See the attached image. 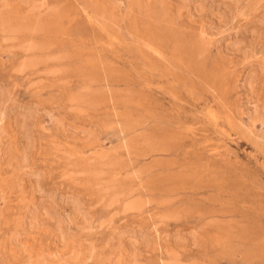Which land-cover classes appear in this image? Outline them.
Listing matches in <instances>:
<instances>
[{"label": "rangeland", "instance_id": "obj_1", "mask_svg": "<svg viewBox=\"0 0 264 264\" xmlns=\"http://www.w3.org/2000/svg\"><path fill=\"white\" fill-rule=\"evenodd\" d=\"M4 14L41 28L0 24V90L8 93L0 100V264H133L118 234L139 227L159 244L143 248L138 264H264V0H0ZM30 55L37 63L22 68ZM91 72L99 111L89 114L64 97ZM127 105L158 114L144 119L148 132H179L165 157L173 170L193 166L194 190L135 212L106 206L131 188L110 157H96L117 146L108 123ZM24 109L34 111L30 133L16 125ZM92 128L95 144L77 138ZM155 187L143 193L167 194ZM76 197L87 226L72 217ZM45 202L61 211L68 245L31 224ZM177 209L181 218L161 217ZM225 225L226 243H192L201 228Z\"/></svg>", "mask_w": 264, "mask_h": 264}, {"label": "bare ground", "instance_id": "obj_2", "mask_svg": "<svg viewBox=\"0 0 264 264\" xmlns=\"http://www.w3.org/2000/svg\"><path fill=\"white\" fill-rule=\"evenodd\" d=\"M186 2V1H185ZM188 2V1H187ZM190 2V1H189ZM197 4H199V3H197ZM203 6V5H202ZM193 14V13H192ZM230 15V14H229ZM0 24H6V25H11V26H19V27H23V28H26V29H29L30 31H32V30H39L41 27H40V24H39V21H38V23L37 24H34L33 26H31V25H28V22H13L10 18H8L5 14L4 15H0ZM17 28V27H16ZM211 42V40L209 41V43ZM31 46H33V45H30V46H28V48H32ZM235 47V46H234ZM238 49H239V47H238ZM236 50V49H235ZM244 54V53H243ZM53 58H59V59H64V58H66V57H68V54L64 51V52H60V53H58L57 55H54V56H52ZM185 59V58H184ZM37 61H38V57L37 56H31L30 55V57L28 58V59H26L23 63H22V68H25V67H28V66H30V65H33V64H35V63H37ZM183 61V60H182ZM181 62V61H180ZM179 63V62H178ZM181 65V64H180ZM183 65V64H182ZM184 66V65H183ZM52 68V67H51ZM62 69L61 68H53L51 71L52 72H58V71H61ZM68 70V69H67ZM105 75V74H104ZM254 75V74H253ZM87 83L82 87V89L81 90H79V91H76V92H70V93H68V95L66 96V97H64V98H67V100L68 101H70L71 103H72V107L75 109V110H77V111H79V112H83L84 110H85V108L86 107H88V106H96L97 104H98V101H97V99H96V97H94V92H97V90L98 89H95V88H93L92 86V83L93 82H95V81H98V79H97V76H96V74L95 73H88L87 74ZM248 82H249V84H252V82H253V76L252 75H250V77H249V79H248ZM255 82V81H254ZM68 86V85H67ZM253 86V85H252ZM4 87V86H3ZM95 87V86H94ZM248 88V87H247ZM107 89V88H106ZM249 89H251V87H249ZM255 89V88H254ZM3 90V89H2ZM1 91V90H0ZM6 91V90H5ZM4 91V92H5ZM249 91H252V90H249ZM3 91H1L0 92V100H5L6 101V99L8 100V98H7V95H8V93H7V95L4 93ZM94 93V94H93ZM173 93H175V92H173ZM66 95V94H65ZM109 95V94H108ZM114 101V100H113ZM3 108H5L4 109V113H7V111H8V107H7V105H5ZM89 108V107H88ZM9 110H10V108H9ZM25 110V109H24ZM3 112H2V114L1 115H3ZM214 113V112H213ZM8 114V113H7ZM129 114V113H128ZM33 116H34V111H29V110H25V111H21L18 115H17V117H16V119H17V124L16 125H18L19 127H20V130H22V129H24V130H26V132L28 133L29 132V128L32 126L31 124H32V119H33ZM213 116V115H212ZM122 118V117H121ZM57 119V118H56ZM58 120V122H60L61 120H59V119H57ZM61 126L63 127V124L61 123ZM18 127V128H19ZM23 130V131H24ZM30 133V132H29ZM27 135V134H26ZM134 136V135H133ZM0 137H2V136H0ZM77 138H79L80 140H82L84 143H88V144H91V145H93V144H95L96 142H97V139H98V134H97V132H96V130L95 129H81L80 131H78L77 132ZM1 139V138H0ZM135 142V141H134ZM128 143V142H127ZM125 144V143H124ZM123 144V145H124ZM134 144H136V143H134ZM139 146V145H138ZM155 146H157V145H155ZM154 146V147H155ZM128 147V146H127ZM134 147V146H133ZM136 147H137V145H136ZM135 147V148H136ZM166 147V146H165ZM129 149V148H128ZM97 150V149H96ZM170 150V149H169ZM153 151V150H152ZM167 151V150H166ZM110 152L111 151H109V150H106V149H100V150H98L97 152H96V157H101V158H104V157H106L107 155H108V153H109V155H110ZM1 153V152H0ZM95 153V152H94ZM144 153V152H143ZM27 154H28V151H27ZM146 155L148 154V153H145ZM16 155H18L17 153H16ZM21 157V156H20ZM158 157V156H157ZM111 161V160H110ZM27 162V161H26ZM199 162V161H198ZM201 163V162H200ZM112 164H114V163H112ZM116 164V163H115ZM117 164H119V163H117ZM115 166V165H114ZM193 167V166H192ZM139 169H141L142 170V167L141 168H139ZM145 169V168H144ZM202 169V168H201ZM147 170V169H146ZM189 170V169H188ZM197 170V169H196ZM143 171V170H142ZM193 171H194V169H193ZM209 171V170H208ZM137 172V171H136ZM135 172V173H136ZM189 172V171H188ZM192 172V171H191ZM196 172V171H195ZM198 172H199V170H198ZM206 172V171H205ZM211 172V171H210ZM135 173H133V174H135ZM207 173V172H206ZM206 173H204V174H206ZM89 174V173H88ZM140 174H141V172H140ZM192 174H194V173H192ZM191 174V177L193 178V175ZM199 174H201V172L200 173H198L197 175H199ZM203 174V173H202ZM142 175V174H141ZM186 175H187V173H186ZM195 176V175H194ZM130 177V176H129ZM181 177H183V176H181ZM181 177H180V179H181ZM197 177H200V176H197ZM137 178V177H136ZM186 177L184 176V179H185ZM176 178H174V180H175ZM179 179V178H178ZM179 179V180H180ZM183 179V180H184ZM188 179V178H187ZM198 179V178H197ZM205 179H206V177H205ZM182 180V181H183ZM214 180V179H213ZM185 181V180H184ZM204 181V180H203ZM187 182H188V180H187ZM186 181H185V185H184V187H186V183H187ZM174 183V182H173ZM178 183V182H177ZM179 183H181V182H179ZM179 183H178V188H177V190L181 187V188H183V185H180L179 186ZM219 183V182H218ZM195 184V183H194ZM193 184V185H194ZM214 184V183H213ZM174 186H176L175 185V183L173 184ZM173 185L170 187L171 189H172V187H173ZM195 186V185H194ZM202 187H203V185H202ZM210 187V186H209ZM191 188H193V187H191ZM139 189V186L138 187H134V188H130L129 190H127V191H125V192H121L120 194H113V195H109V197L108 198H106L107 199V202H106V206H108V207H110V206H112V205H115L116 203H122V205H121V211L123 212V213H128V212H135V211H140V210H142V208L144 207L145 208V206L149 203V199L148 198H144L141 194H135V191H137ZM174 189H175V187H174ZM173 189V190H174ZM185 189H187V187L185 188ZM190 189V188H189ZM140 190V189H139ZM172 190V191H173ZM176 190V189H175ZM174 190V191H175ZM183 190H184V188H183ZM192 190V189H191ZM193 190H194V188H193ZM198 189H196V191H197ZM173 191V192H174ZM171 192V191H170ZM137 193V192H136ZM52 194V193H51ZM45 195V194H44ZM106 196V195H105ZM105 196H103L102 198H105ZM161 198H163L162 200H165L164 199V197H161ZM166 198V197H165ZM72 199V198H71ZM79 199H81V198H79V197H76L75 198V200H77V201H74V203H76V206H77V208L75 209V211H74V213H73V215H72V217H73V219H77L78 218V215L80 214L81 215V218H82V223H83V226H87L88 224H89V220H88V218H87V212H83L84 210L83 209H81V207L78 205L79 203V201H81V200H79ZM50 200H51V198H50ZM53 200V199H52ZM167 200H171V199H169V198H166V201ZM41 201V200H40ZM43 201V200H42ZM55 202V201H54ZM83 202V201H82ZM163 202V201H162ZM45 203H47V204H44V203H42V204H44L43 205V208H39V209H37V208H35L34 210H32V213H31V224L33 225V226H37V227H41V226H43V227H45L46 229H50V230H52V231H55V232H57V234H58V236L59 237H61L62 238V240H64V241H66V243L64 244V245H68V243H69V241H70V239L72 238V236H71V234L70 233H67L66 232V230H65V220L62 218V216L60 215V212L58 211V207H56L55 205H57L56 203L55 204H53V202H45ZM34 206V205H33ZM42 206V205H41ZM177 207V206H176ZM188 207V206H187ZM191 208V207H190ZM173 209H174V207H173ZM182 209V208H181ZM188 209V208H187ZM83 210V211H82ZM197 210V209H196ZM199 210V209H198ZM164 212V211H163ZM192 212V211H191ZM190 212V213H191ZM186 213H187V211H186ZM185 213V214H186ZM189 214V213H188ZM25 215V214H24ZM161 215V214H160ZM181 216V213L178 211V209L177 210H172V211H167V212H165V213H163L162 215H161V217L162 218H171L172 219V217H173V219H174V217H180ZM182 216H183V214H182ZM81 218H80V220H81ZM72 219V220H73ZM176 219V218H175ZM89 221V222H88ZM30 225V224H29ZM31 225V226H32ZM209 225V224H208ZM213 225V224H212ZM227 225V224H226ZM225 225V226H226ZM90 227V226H89ZM42 228V227H41ZM215 228V227H214ZM223 228V227H222ZM144 228L143 227H139V228H131V229H125V230H123L122 232H120L119 234H118V239H119V244L118 245H121L125 250H127V252H129L130 254H129V256H130V262L131 263H133V264H138V258H137V256L139 257V252L143 249V248H147V247H151V246H153V245H155V244H159V241H157V239H152L153 238V236H152V238L148 235V233L145 231V230H143ZM219 230H220V228H219ZM17 231V230H16ZM30 231V230H29ZM32 231V230H31ZM51 231V232H52ZM221 231H223L222 229H221ZM221 231H220V233H221ZM214 232V231H213ZM224 232V231H223ZM225 232H226V230H225ZM150 233V232H149ZM212 233V232H211ZM217 233V232H216ZM151 234V233H150ZM155 235V234H154ZM192 236V243L194 244V245H202L205 241L207 242L208 241V244L210 243L211 245H218L219 246V244L221 245L225 240H226V237H225V235L226 234H224V235H219L218 233L215 235H210L209 237H206V236H203V235H201L200 233H193V234H191ZM156 237V236H155ZM190 237V238H191ZM60 238V239H61ZM175 239V241H177V242H182V244H183V242H186L187 241V238L186 237H176V238H174ZM234 239V238H233ZM237 239V238H236ZM61 240V241H62ZM262 240V239H261ZM260 240V241H261ZM174 241V242H175ZM260 241H258V242H260ZM263 241V240H262ZM113 242V241H112ZM111 242V243H112ZM205 242V244L207 245V243ZM233 242V241H232ZM264 242V241H263ZM225 243H226V241H225ZM113 244H115V243H113ZM181 244V243H180ZM179 244V245H180ZM204 244V245H205ZM116 245V244H115ZM235 245H236V243H235ZM113 246L114 245H111V249H113ZM164 246V245H163ZM203 246V245H202ZM158 247V246H157ZM160 247H158V249H159ZM264 250V249H263ZM263 257V256H262ZM177 259V258H176ZM178 259H179V257H178ZM33 263V262H32ZM175 264H197L195 261H193V262H181V261H175Z\"/></svg>", "mask_w": 264, "mask_h": 264}, {"label": "crops", "instance_id": "obj_3", "mask_svg": "<svg viewBox=\"0 0 264 264\" xmlns=\"http://www.w3.org/2000/svg\"><path fill=\"white\" fill-rule=\"evenodd\" d=\"M92 85H93V87L96 86L97 82H93ZM94 93H93L94 97L97 98L99 91L94 92ZM137 102L138 101H136V103ZM112 105L113 104L111 102H109V104L107 106L104 105L103 108L109 110V109L113 108ZM88 107H86L84 111L86 112V110H87V113H89V114L99 111V108L97 105L96 106H88ZM128 107H129V105L123 106L121 108L120 107H114L116 109L112 110L113 120H111L108 124L113 129L114 134H116L117 137L119 138V142H118L117 146H115L112 149L106 148L107 150L111 151L110 155L108 153L106 158L110 157L114 161L115 169H117L118 171L121 170L122 173L127 174L126 179L128 180V186L129 187L134 188V187L139 186L140 190L138 189L137 191H135V194H141L142 196L144 195L143 197L148 198L150 203L155 201V200L161 201V202L164 201V200H162L163 198H161V197H164L165 202H166V198L174 199L175 197L173 196V194L176 191L183 190V188H184V190H191L192 189L191 183H192V180L194 178V174H192V173H194L192 166H184L183 168H181L179 170H173L172 166H173L174 162H172V159L165 157V155L168 152H171L175 148L174 145L176 144V140L180 136L179 132L175 128H172L169 125H164V126L160 125L159 127L155 128L151 132H148L146 129V126H145V120L144 119L148 118V117H157L158 114L157 113H151L150 111L145 112V113L135 114L134 112L129 110ZM108 110H106V112H108ZM96 132H97V130H96ZM134 143H136V144H134ZM136 145H137V147H136ZM155 145H157V146H155ZM145 153H148V154L146 155ZM147 158H149L150 160L148 159L149 161H145L142 163H136V161H138V160H142V159L145 160ZM117 163H119V164H117ZM141 167H142L143 171L141 169H139ZM156 168H161V171L159 173H153V170ZM140 172L142 175L140 174ZM133 173H135V174H133ZM186 173H187V175H186ZM191 174L193 175V178L191 177ZM147 176H148V178H147ZM181 176H183V177H181ZM184 176L186 177L185 179H184ZM180 177H181V179H180ZM174 178H176V179L174 180ZM183 179L186 182L188 180V182L186 183L187 189H185L186 187H184L185 181ZM173 182L175 183L176 186L173 185L174 184ZM177 182L178 183L181 182V183H179V186L184 184L183 188L180 187L177 190V188H178ZM150 184L155 185L158 189H161L162 191H166L167 194L165 196H160V197H157V196L152 197V196L146 195L145 193H143L144 192L143 189H146L147 186H149ZM172 185H173V187L171 189L170 187ZM174 187L176 190L174 189ZM171 200H167V202L171 201ZM174 218H181V217H174ZM219 228H220V230H219ZM205 229L201 228L199 230V228H197L196 230H199L198 233H200L201 235L209 237L210 235H214V234L216 235L217 233L219 235H224L225 232H223V231L226 230V226H218V227L216 226L215 228H212V230H209V231H206ZM221 229L223 231H221ZM204 231H206V232H204ZM220 231H221V233H220ZM205 242L202 245H204ZM206 243H207V245L210 244V243L208 244V241Z\"/></svg>", "mask_w": 264, "mask_h": 264}]
</instances>
